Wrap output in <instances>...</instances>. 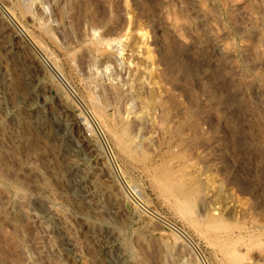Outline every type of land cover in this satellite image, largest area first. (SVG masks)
<instances>
[{
    "label": "rangeland",
    "instance_id": "1",
    "mask_svg": "<svg viewBox=\"0 0 264 264\" xmlns=\"http://www.w3.org/2000/svg\"><path fill=\"white\" fill-rule=\"evenodd\" d=\"M0 69V264H264V0H0Z\"/></svg>",
    "mask_w": 264,
    "mask_h": 264
},
{
    "label": "bare ground",
    "instance_id": "2",
    "mask_svg": "<svg viewBox=\"0 0 264 264\" xmlns=\"http://www.w3.org/2000/svg\"><path fill=\"white\" fill-rule=\"evenodd\" d=\"M202 8V7H201ZM206 8H204V10H200V13L203 11V12H205V13H209V10L208 9H206ZM208 10V11H207ZM215 24V23H214ZM214 24H209V26H210V34H211V36L213 37V39H214V41H215V43H216V45H217V48H218V50H219V52L220 53H223V54H231V53H234L235 51H236V49L233 47V45H231L230 43H224L223 41H221V36H220V34H222V33H220L219 32V27H217L218 25H214ZM223 37V36H222ZM29 39V38H28ZM29 41L34 45V47L37 49V51L40 53V55L41 56H43L44 57V53L42 52V50H41V48H39V46L37 45V44H35V42L30 38L29 39ZM226 42V41H225ZM2 78H3V73H2V71H1V69H0V83L2 82ZM100 106V105H99ZM100 110H102V107L101 108H99ZM98 109V110H99ZM98 110H96V111H98ZM103 112V111H102ZM103 114V113H102ZM90 115V114H89ZM92 116V118L94 119V121H95V123H94V125H95V127L98 129V131L99 132H101V134H102V130L99 128V126H98V122L95 120L96 118H95V116L93 115V114H91ZM102 116V115H101ZM97 117V116H96ZM139 119H141V117L139 118ZM83 120V119H82ZM142 120L144 121V118H143V116H142ZM141 120V121H142ZM84 122L82 123L83 124V126H84V128L85 129H89V125H88V123L86 122V120L84 119L83 120ZM140 121V120H139ZM62 122V121H61ZM124 122H126V121H124ZM61 124H63V122L61 123ZM126 124V123H125ZM127 125V124H126ZM62 129V128H61ZM64 129V128H63ZM71 168L72 169H76L77 168V163H73L72 165H71ZM185 173V172H184ZM186 174V173H185ZM190 173H188L187 175H189ZM181 176H182V174L180 175V178H181ZM178 177V176H177ZM190 177H191V175H190ZM189 178V177H188ZM179 179V178H178ZM190 179V178H189ZM80 180V179H79ZM79 180H72L73 182V185H74V187H79L81 184H82V181H79ZM174 180V179H173ZM186 180V179H185ZM182 181V180H181ZM180 182V181H179ZM171 183H173V182H171ZM177 183V182H176ZM168 184V183H167ZM176 185V184H175ZM174 184H173V186H172V188H174V186H175ZM170 186V187H171ZM169 187V188H170ZM176 188V189H175ZM175 190H179V191H182V193L184 192V188H185V185L182 183V182H180L178 185H176L175 186ZM171 189V188H170ZM206 190V189H205ZM173 191V190H172ZM200 191V193H196L195 194V196H193V195H191V196H189L190 198H189V200L191 199V204H192V207L194 206L193 204L194 203H196V202H198V201H205V200H207V195L205 194V192H204V189L202 188V190H199ZM174 192V191H173ZM178 193V192H177ZM208 193V192H207ZM190 202V201H189ZM53 222H54V220H53ZM52 222V223H53ZM107 227V226H106ZM114 231H110V232H108V241H107V245L108 246H111V247H115L116 245H117V243L115 242V240H114ZM111 238H113V240H111ZM70 243V242H69ZM68 243V244H69ZM112 258H113V261H114V263L113 264H124V255L123 254H121V253H118L117 252V254L115 253V254H113V256H112ZM112 261V262H113ZM261 264V263H260Z\"/></svg>",
    "mask_w": 264,
    "mask_h": 264
},
{
    "label": "built area",
    "instance_id": "3",
    "mask_svg": "<svg viewBox=\"0 0 264 264\" xmlns=\"http://www.w3.org/2000/svg\"><path fill=\"white\" fill-rule=\"evenodd\" d=\"M109 156H111V154H109ZM111 158H112V160H113V163L116 164L115 157H114V156H113V157L111 156ZM116 165H117V164H116ZM115 167H116V166H115Z\"/></svg>",
    "mask_w": 264,
    "mask_h": 264
}]
</instances>
